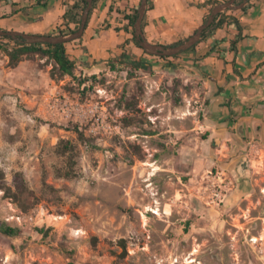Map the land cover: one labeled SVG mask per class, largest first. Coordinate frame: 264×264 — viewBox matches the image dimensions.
Listing matches in <instances>:
<instances>
[{
	"label": "rangeland",
	"instance_id": "rangeland-1",
	"mask_svg": "<svg viewBox=\"0 0 264 264\" xmlns=\"http://www.w3.org/2000/svg\"><path fill=\"white\" fill-rule=\"evenodd\" d=\"M128 51L53 80L45 59L11 67L0 50V171L32 206L0 189V223L21 230L0 233V264H264L262 144L214 137L179 56Z\"/></svg>",
	"mask_w": 264,
	"mask_h": 264
},
{
	"label": "crops",
	"instance_id": "crops-1",
	"mask_svg": "<svg viewBox=\"0 0 264 264\" xmlns=\"http://www.w3.org/2000/svg\"><path fill=\"white\" fill-rule=\"evenodd\" d=\"M75 1L0 0V27L25 34H56L65 29L62 18ZM214 1L148 0L145 37L165 47L187 40L206 23L211 14L208 5ZM139 4L141 0H98L82 43L67 48L76 66L83 61L90 70L95 62H106L128 50L141 56L132 42L126 43L132 36L125 31L124 19ZM232 15L239 20L241 39L230 26L212 30L195 51L182 54L176 62L203 81L214 137L230 139L238 134L249 143L262 144L264 152V0H252L246 12Z\"/></svg>",
	"mask_w": 264,
	"mask_h": 264
},
{
	"label": "trees",
	"instance_id": "trees-1",
	"mask_svg": "<svg viewBox=\"0 0 264 264\" xmlns=\"http://www.w3.org/2000/svg\"><path fill=\"white\" fill-rule=\"evenodd\" d=\"M229 1L230 0H223V1L216 0L212 2L210 5H208L209 11L211 12L213 8H215L217 5ZM251 1L252 0H250L242 10L237 11V13L246 12L247 9H249L251 6ZM97 2L98 0L94 1L93 9L90 12L88 23L94 13V10L97 7ZM242 2L243 0H237L235 5H240ZM139 6L133 8L130 14H125L124 16V19L127 21V24L125 26L126 28L125 31L131 34L132 36L131 40H127L126 43L129 44L132 42L136 48L140 49L144 54H146L144 50L139 46L134 35V31H135L134 25L138 17ZM86 7H87V0H76L72 5H68L66 12L62 18L63 19L62 27H65V29L59 30L58 33L52 35L65 36L76 33L80 29L82 16ZM229 12L233 14L236 11L226 10L225 12L220 13L215 18V21L211 25V27H209L207 30L204 31L200 42L197 43L194 47H192L190 50H188L185 53L195 51L197 46L205 40V38L207 37V33H209L212 30L222 29L225 26H230L233 29H236L238 31L237 40L241 39L242 35H241V27L239 20L236 17H234L232 14L227 15ZM205 22H207V20ZM88 23L86 27H88ZM142 28L144 31L145 18L142 23ZM0 29L2 28L0 27ZM52 35H46V36H52ZM82 41L83 38L73 41L71 42V44L78 45L81 44ZM184 41L185 40L180 41L174 46L179 45ZM233 45L235 47L236 43L234 42ZM0 50L3 51L8 56L9 65L11 67H17L19 63L22 62L25 58L31 59L32 57H38L41 60L45 59L46 64L48 65L51 64L53 66L52 70L50 71V76L53 80L63 79L65 76H70L73 79H76L75 76L76 64L67 54V44H59V45L26 44V43L17 42L10 37H0ZM178 56L159 57V58L163 60H169L171 58H177ZM137 63L141 67H148L147 64L142 60H139V62ZM96 79H97L96 76L93 75L84 81L79 80L80 81L79 84L84 85L89 81H96ZM73 151H74V147L72 143L65 142L64 150L62 153L66 155L68 153H73ZM58 176L71 179L74 177V172L73 170L69 169L67 170V172L64 173H62V171L61 173L58 172ZM0 189L4 192V196L6 198L12 199V201L17 203V205L24 212L28 211V209L32 207L30 204H27V199L28 197L31 196V192L27 187L25 180L23 179L21 174H17L14 180V184L12 186H9L5 183V174L0 171ZM0 233L8 237H18L21 234V230L18 228L11 227L5 223H0Z\"/></svg>",
	"mask_w": 264,
	"mask_h": 264
},
{
	"label": "water",
	"instance_id": "water-1",
	"mask_svg": "<svg viewBox=\"0 0 264 264\" xmlns=\"http://www.w3.org/2000/svg\"><path fill=\"white\" fill-rule=\"evenodd\" d=\"M94 1L95 0H87V7L84 10L82 16L80 29L76 33L71 34L69 36L66 35L46 36V35H36V34H25L16 31H7L0 29V37H10L17 42L26 43V44H51V45L67 44L79 40L84 36L86 26L89 20V15L91 10L93 9ZM235 1L236 0H230L229 2L217 5L211 11V14L208 17L207 22L204 23L200 28H198V30L194 33V35H192L191 37H189L187 40H185L179 45L173 47H165L161 45L152 44L145 37L142 28V23L148 7V0H141V4L138 9V17L134 25L135 39L138 42L139 46L148 55L157 56V57H173V56L181 55L200 42L204 31L207 30L209 27H211V25L215 21V18L220 13L226 10H236V11L242 10L250 0H243V2L237 6L234 5Z\"/></svg>",
	"mask_w": 264,
	"mask_h": 264
},
{
	"label": "flooded vegetation",
	"instance_id": "flooded-vegetation-1",
	"mask_svg": "<svg viewBox=\"0 0 264 264\" xmlns=\"http://www.w3.org/2000/svg\"><path fill=\"white\" fill-rule=\"evenodd\" d=\"M242 171H243V170H242ZM242 171H241V170H239V172H238V176H240V178H238V179H241V177H242V176H241V175H242V173H241V172H242Z\"/></svg>",
	"mask_w": 264,
	"mask_h": 264
}]
</instances>
